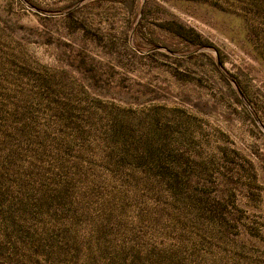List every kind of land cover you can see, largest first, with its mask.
<instances>
[{
	"label": "rangeland",
	"instance_id": "rangeland-1",
	"mask_svg": "<svg viewBox=\"0 0 264 264\" xmlns=\"http://www.w3.org/2000/svg\"><path fill=\"white\" fill-rule=\"evenodd\" d=\"M253 114L264 0H0V264H264Z\"/></svg>",
	"mask_w": 264,
	"mask_h": 264
},
{
	"label": "water",
	"instance_id": "water-1",
	"mask_svg": "<svg viewBox=\"0 0 264 264\" xmlns=\"http://www.w3.org/2000/svg\"><path fill=\"white\" fill-rule=\"evenodd\" d=\"M83 2H84V1L79 2V3L77 4V6L81 5ZM131 35H133V32H132ZM131 37H132V36H131ZM200 50H203V49H197V50L192 51L191 53L198 52V51H200ZM234 86H235L237 92L239 93V95L243 98V96H242L241 93L239 92L237 86H236L235 84H234ZM246 106H247V108L251 111V109H250V107H249V105H248L247 103H246ZM253 116H254L256 122L259 124V126H260V127L262 128V130L264 131V126L259 122V120L255 117L254 114H253Z\"/></svg>",
	"mask_w": 264,
	"mask_h": 264
}]
</instances>
